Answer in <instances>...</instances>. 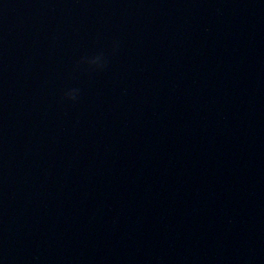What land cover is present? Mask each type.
<instances>
[{
	"label": "water",
	"instance_id": "water-1",
	"mask_svg": "<svg viewBox=\"0 0 264 264\" xmlns=\"http://www.w3.org/2000/svg\"><path fill=\"white\" fill-rule=\"evenodd\" d=\"M0 264H264V0H0Z\"/></svg>",
	"mask_w": 264,
	"mask_h": 264
},
{
	"label": "clouds",
	"instance_id": "clouds-1",
	"mask_svg": "<svg viewBox=\"0 0 264 264\" xmlns=\"http://www.w3.org/2000/svg\"><path fill=\"white\" fill-rule=\"evenodd\" d=\"M81 63L87 64L89 67L102 68L105 64L103 53H99L91 58L82 59ZM79 89H69L64 93V98L67 100L75 101L78 97Z\"/></svg>",
	"mask_w": 264,
	"mask_h": 264
}]
</instances>
